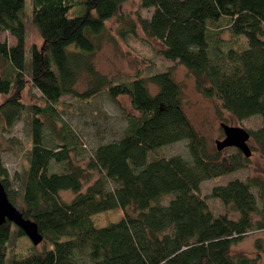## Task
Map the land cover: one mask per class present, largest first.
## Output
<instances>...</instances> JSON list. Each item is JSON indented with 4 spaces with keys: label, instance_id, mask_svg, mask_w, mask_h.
<instances>
[{
    "label": "trees",
    "instance_id": "16d2710c",
    "mask_svg": "<svg viewBox=\"0 0 264 264\" xmlns=\"http://www.w3.org/2000/svg\"><path fill=\"white\" fill-rule=\"evenodd\" d=\"M126 1L33 0V22L43 43L32 46L28 66L26 0H0L4 129L13 128L26 112L23 91L28 77L47 101L46 107H34L29 166L20 186L14 185L0 149V179L9 198L38 224L44 239L26 254L10 257L8 242L14 234L26 233L6 221L0 226V264H259V255L234 252L232 247L264 230V179L236 178L213 188V196L237 212V218L228 212L215 214L201 195L204 180L243 169L250 157L241 150L226 154L208 148L184 108L182 86L171 70L122 82L96 67L99 46L89 34H103ZM140 3L152 9L149 17H139L143 31L161 42L165 58L188 68L204 96L219 100L239 120L261 116V126L248 130L264 155V0ZM77 8L80 14H73ZM220 22L234 36L246 37L248 47L243 48L245 42L224 48L214 28ZM4 31L17 42L3 41ZM71 45L76 48L71 50ZM82 75L89 81L80 91L76 85ZM102 93L117 101L129 96L135 113L127 114L123 137L101 143L85 166L74 164L69 143L53 147L45 141V130L52 127L49 111L57 109L64 95L90 101ZM184 139L189 140L191 159L172 155L148 160L151 151ZM54 160L63 163L65 171H52ZM92 172L98 176L86 184ZM67 190L74 192L71 199L62 193ZM111 210H122L123 216L97 226L93 217Z\"/></svg>",
    "mask_w": 264,
    "mask_h": 264
},
{
    "label": "rangeland",
    "instance_id": "374dc122",
    "mask_svg": "<svg viewBox=\"0 0 264 264\" xmlns=\"http://www.w3.org/2000/svg\"><path fill=\"white\" fill-rule=\"evenodd\" d=\"M82 10L84 7H79ZM77 8L73 14H80ZM152 9L141 7L140 0H127L119 12L107 21V28L103 34L96 37L91 35L97 42L99 48L95 55L96 67L104 74L114 78L116 81L130 82L135 75L149 76L158 72L171 70L175 79L181 84L183 90L184 108L199 132L205 136L208 148L217 150V140L224 139L225 132L222 122L234 126H243L247 129H258L262 124L260 115L239 120L232 113L223 109L219 100L204 96L196 87L195 77L188 68L179 61H172L161 54L162 44L160 41L148 36L142 29L139 17H149ZM25 22L27 26V54L26 60L30 65L32 46L41 45L43 38L33 22V0H26ZM218 39L223 40V47L229 49L232 46L248 47L246 37L240 38L224 27L223 22L214 24ZM1 39L10 45L17 42V39L8 31L1 33ZM75 45L70 49L74 50ZM264 70V65L262 66ZM89 77L82 75L76 88L80 91L88 87ZM153 92L158 91V86L150 84ZM7 97L0 93V104ZM23 101L27 105L26 112L10 130L4 129L3 120L0 119V149L3 160L8 168L11 179L15 186H20L29 166L30 150L32 146L31 119L35 114L37 105L47 106L43 94L28 77L26 88L23 91ZM57 109L49 112L53 114L51 119L52 127L45 130V141L48 145L57 147L59 143H69V153L74 164L86 165L96 147L101 143L118 140L125 134L128 118L127 114L135 113L131 99L127 95L119 97L118 101L112 99L107 93H102L90 101L64 95L56 105ZM62 136L56 140V135ZM189 140L184 139L151 151L148 160L156 159L155 156L182 155L191 159L188 147ZM249 144L252 148V156L247 166L243 169L224 175L219 179H206L201 183V195L206 198L212 211L219 215L229 213L233 218L238 213L225 206L221 199L213 196V188L218 185L227 184L232 179L247 180L250 177H261L264 179V155L261 152L258 142L251 137ZM66 148V147H59ZM240 149L229 147L224 153L230 154ZM243 153V152H242ZM244 155V153H243ZM245 156V155H244ZM52 171H65L63 163L53 161ZM86 184L93 181L97 172L89 173ZM89 178V179H88ZM257 194L256 188L253 189ZM66 199H71L74 192L71 190L62 192ZM173 194L162 200L168 204ZM131 213L134 210L130 209ZM123 216L122 210H111L96 214L93 218L97 226H106L116 222ZM17 227V226H16ZM10 257L13 254H26L32 246L33 241L28 235L17 236L14 234L8 242ZM47 246H50L47 244ZM260 246V247H259ZM51 247V246H50ZM234 252H245L252 256H260L259 264H264V230L254 231L232 247Z\"/></svg>",
    "mask_w": 264,
    "mask_h": 264
},
{
    "label": "water",
    "instance_id": "95a60500",
    "mask_svg": "<svg viewBox=\"0 0 264 264\" xmlns=\"http://www.w3.org/2000/svg\"><path fill=\"white\" fill-rule=\"evenodd\" d=\"M222 127L225 137L217 140V148L224 150L229 147H236L245 156L251 157L253 151L249 144V140L252 137L250 131L243 126L229 125L225 122H222ZM8 220L23 229L34 245H38L43 241L44 236L40 232L38 224L34 220L25 217L23 212L10 200L5 185L0 179V226Z\"/></svg>",
    "mask_w": 264,
    "mask_h": 264
}]
</instances>
